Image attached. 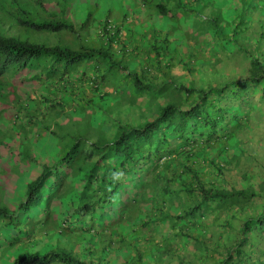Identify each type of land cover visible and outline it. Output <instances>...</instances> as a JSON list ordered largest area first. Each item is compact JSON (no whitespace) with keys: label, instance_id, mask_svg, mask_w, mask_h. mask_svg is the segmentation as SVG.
<instances>
[{"label":"rangeland","instance_id":"rangeland-1","mask_svg":"<svg viewBox=\"0 0 264 264\" xmlns=\"http://www.w3.org/2000/svg\"><path fill=\"white\" fill-rule=\"evenodd\" d=\"M14 1L33 3V0ZM44 1L48 10L66 16L76 25L89 19L91 30L76 34L34 32L31 39L64 44H75V40L83 39L85 44L104 45L107 39L103 28L107 20L110 33L116 34L108 43L113 57L127 70L143 73L145 79L155 85L171 80L186 86H220L248 73L251 52H257L264 59V36L260 37L264 29V0H180V7L175 6L176 0H162L170 7L167 16L155 8V0ZM12 2L0 0V30L8 34L20 28L15 14H28L26 10L12 7ZM28 11L43 18L51 16L43 9L34 11L30 7ZM152 43L158 44L157 54ZM82 66L62 80H28L30 74H15L14 79L7 78V83L0 87V205L11 203L14 207L43 164L57 160L58 145L53 146L50 140L53 135L50 129L55 122L61 126L56 125V131L67 132L69 141L80 134L88 145L94 141H111L118 123L143 124L161 104L186 101L177 91L156 97L132 96V86L122 80V71L116 73L115 69L116 76L101 80L98 91L89 78L92 71L85 67V72H81ZM260 89L255 92L239 89L226 96V110L232 114L235 111V117H229L225 135L213 137L209 142H195L190 161L205 185L227 189L252 187L264 194V97L261 98ZM26 143L33 144L31 154L19 146ZM183 151L186 152L184 148ZM82 159L92 160L87 154ZM188 175L183 174V181L188 180ZM127 192L130 204L107 232L103 224L105 212L95 215L92 230L77 228L89 222L90 217L70 216L74 203L65 196L62 204L52 209L56 216L47 217V223L56 218V228L37 224L49 209L44 206L41 212H36L38 214L32 210L26 212L22 222L15 226L0 220V264H11L22 252L42 254L59 249H70L79 258L96 264L120 261L119 264H136L143 255L135 259L133 252L143 247L166 253L160 259L164 262L166 256L167 264H178L179 258L183 259L182 264L191 261L217 264L226 255V249L232 247L242 220L254 215L263 200L259 198L230 209L211 211L195 224L180 220L171 228L170 224L161 222L156 225L147 222L142 226V221L154 216L153 208H148L146 201L137 196L138 192L131 189ZM182 198L183 206L191 201L184 189ZM175 207L167 202L162 209L178 212L180 205ZM65 225L75 229L68 231ZM257 233L251 235V244L244 247L253 257L264 246V234ZM151 234H154V243H151ZM178 235L180 240L171 239ZM162 236L169 238L164 240ZM140 237H145V241L138 240ZM183 254L184 257H180Z\"/></svg>","mask_w":264,"mask_h":264},{"label":"trees","instance_id":"trees-1","mask_svg":"<svg viewBox=\"0 0 264 264\" xmlns=\"http://www.w3.org/2000/svg\"><path fill=\"white\" fill-rule=\"evenodd\" d=\"M179 1L176 0V7H180ZM32 2L30 5L27 4L28 2H12V7L26 10L28 14H15L16 23L20 26L16 33L8 34L0 30V87L7 83V78L14 79L15 74L23 76L30 74L28 80H62L83 65L80 71L85 72V67L92 71L93 75L89 78L98 91L101 80L108 76L115 77L118 71H122V80L132 86L128 85L132 96L145 94L156 97L167 91H177L186 101L181 104L178 102L161 104L143 124L118 123L111 141H94L88 145L80 134H76L69 141L66 138L67 132L60 133L58 129L56 131V125L61 126L59 122H55L50 129L53 134L50 140L53 146L58 145L57 160L51 164L46 162L43 164L42 170L27 184L23 198H20L14 207H11V203L0 205V220H6L9 226H15L22 222L26 212L32 210L34 213H39L44 206L49 209L43 221L38 220L37 224L44 228H56V218L54 222L47 223V217L56 216L52 209L61 205L65 196L74 203L70 216L74 214L77 218L90 217L89 222L80 224L77 228L92 230L95 215L105 212L103 215L106 218L103 224L107 232L121 219L122 211L130 204L125 193L131 189L138 192L137 196L140 195L146 201V205H149L148 208H153L155 213L151 219L142 221V226H146L147 222H164L174 228L181 222L180 220L195 224L198 218L211 211L230 209L237 204L261 198L263 200L257 205L254 215L246 216L242 220L232 247L226 249V255L217 264H264V246L257 250L255 257L252 256V252L244 250L245 246L251 244L250 237L253 233L258 231L259 234H264V194L258 193L252 187L227 189L213 184L205 185L198 179V171L190 161L196 141L209 142L213 137L222 135L228 127L229 117H235V111L232 114L231 111L228 113L226 110L227 105L224 100L227 99L226 96L239 89L255 92L261 88L260 96L264 97V59L261 55L251 52L252 54L248 55V73L220 86L212 85L207 88L186 86L171 80H163L155 85L145 79L143 73L127 70L113 57L108 43L116 34L110 33V28H107L110 22L107 20L103 28V34L107 39L104 45L85 44L83 39L75 40V44H64L62 41L48 43L31 39L34 32L76 34L85 29L91 30L88 28L89 19L76 25L67 20L66 16H59L48 10L44 0ZM154 6L161 15H168L170 7L167 2L155 0ZM30 7L34 11L46 10L51 16L43 18L28 11ZM185 9L188 10L187 7ZM153 33L152 35L157 36ZM263 36L264 29L260 33V37ZM151 45L157 54L158 44ZM83 76L81 74V78ZM231 85L237 87L236 90L231 89ZM215 100L222 106L217 105ZM30 144H19V146L24 147L25 152L31 154L34 148L33 144ZM85 154L92 160L82 161ZM185 173H189L186 177L187 181H183ZM183 189L191 200L184 206ZM158 199H161L162 203L159 204ZM134 201L135 199L132 200ZM152 202L154 204H150ZM167 202L174 209L175 205L179 204L180 210L170 212L168 209H162ZM69 226L65 225L64 228L68 231L75 229ZM192 255L195 256L196 253L193 252ZM194 263L191 261L189 264ZM11 264L96 263L86 262L70 249H59L42 254L22 252L14 257ZM179 264H182V260Z\"/></svg>","mask_w":264,"mask_h":264},{"label":"crops","instance_id":"crops-1","mask_svg":"<svg viewBox=\"0 0 264 264\" xmlns=\"http://www.w3.org/2000/svg\"><path fill=\"white\" fill-rule=\"evenodd\" d=\"M164 223V222H163ZM169 224V223H168ZM152 225H156L155 223H152ZM155 228V226H154ZM155 234V232H154ZM154 234H151V243H154L155 241V237H154ZM180 235L178 236H174L173 238L171 237V239L173 241H176V240H180ZM179 237V238H178ZM161 238H163L164 240L167 239V236H162ZM138 240H141V241H145V237H140L138 238ZM148 248L150 249V245L148 246ZM141 253L143 255L142 257V260L137 262L136 264H167L168 262V258H166L165 256V259H164V262L160 259V257L163 255H166V253H163L161 250L159 249H155V250H146L145 247H143L141 250H136L135 252H133V255L132 257L133 258H140L139 256H141ZM190 255H192V252H190ZM184 257V254L181 255L180 257ZM170 258V257H169ZM183 261V259L179 258L178 260V264L180 261ZM124 261V259H122V262ZM121 262V261H120ZM120 262H117L116 264H119ZM114 264V263H113ZM122 264V263H121Z\"/></svg>","mask_w":264,"mask_h":264}]
</instances>
